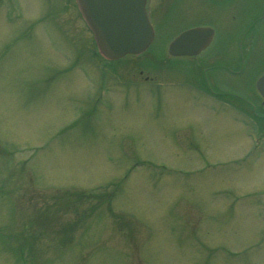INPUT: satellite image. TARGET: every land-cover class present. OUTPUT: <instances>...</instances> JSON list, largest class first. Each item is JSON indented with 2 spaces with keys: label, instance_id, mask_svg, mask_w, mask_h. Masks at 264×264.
<instances>
[{
  "label": "rangeland",
  "instance_id": "1",
  "mask_svg": "<svg viewBox=\"0 0 264 264\" xmlns=\"http://www.w3.org/2000/svg\"><path fill=\"white\" fill-rule=\"evenodd\" d=\"M17 1L21 18L0 3V264H264V149L250 152L245 128L233 119L238 115L194 92L183 68L180 85L150 93L144 84L125 87L110 95L109 108L93 107L94 86L80 71L90 81L104 61L93 57L77 12L66 0ZM183 5L208 7L204 0H175V7ZM202 16L212 21V13ZM250 21H234L228 30L219 21L214 26L220 36L247 33L245 42L251 31L264 39V22L250 30ZM160 26L155 50L179 28ZM236 42L225 49L238 56ZM79 50L81 66H67ZM243 53L246 68L263 66ZM260 55L264 60V47ZM134 60L128 64L137 66ZM115 66L106 77L113 89L122 84ZM162 74L156 73L169 80ZM238 77L218 90L250 99V79ZM236 100L225 95L218 102ZM79 102L92 108L79 115L73 108ZM29 146L41 148L29 154ZM129 163L137 167L124 178ZM108 185L117 220L107 218L99 198H79L66 209L59 202L64 189L80 195ZM28 192L37 194L31 212L49 213L36 242L24 232L36 222L17 202ZM74 213L80 228L63 245L62 225Z\"/></svg>",
  "mask_w": 264,
  "mask_h": 264
},
{
  "label": "water",
  "instance_id": "2",
  "mask_svg": "<svg viewBox=\"0 0 264 264\" xmlns=\"http://www.w3.org/2000/svg\"><path fill=\"white\" fill-rule=\"evenodd\" d=\"M81 12L83 16L85 17L86 21L89 23V26L95 33V37L97 38L101 47L105 48L104 44L106 45L107 54L113 58H117L119 55H123L124 52H121L120 54L113 53L110 46L108 47V42L111 41V45L112 43L115 45V49H113L115 51L118 49H119V52L120 50L125 51L128 48V43L124 39L125 34L122 30V26L113 24L109 27L108 24L103 23V20H101V16H100L101 11L99 9L84 8V9H81ZM193 33L194 32L186 33L180 36L179 38H177L175 42L183 43L188 37L192 36ZM108 35L112 37L113 39H109ZM141 48L143 49L144 47L142 46ZM141 50H138L136 52L138 53ZM263 85H264V75L258 81V88L261 90Z\"/></svg>",
  "mask_w": 264,
  "mask_h": 264
}]
</instances>
